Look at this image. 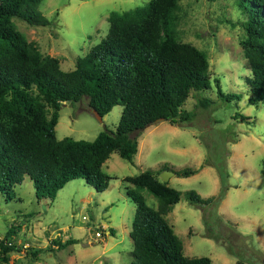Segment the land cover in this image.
<instances>
[{
  "label": "rangeland",
  "instance_id": "obj_1",
  "mask_svg": "<svg viewBox=\"0 0 264 264\" xmlns=\"http://www.w3.org/2000/svg\"><path fill=\"white\" fill-rule=\"evenodd\" d=\"M148 1L42 0L36 11L48 26L12 22L42 56L56 58L63 71H71L78 58L105 39L110 13L128 12ZM241 2L178 0L177 40L204 52L209 64V89L190 92L181 108L191 114L190 121L181 126L160 122L146 128L138 137L139 152L131 163L113 153L102 168L112 178L103 193L75 180L53 202L38 201L32 182L24 178L14 188L12 200L6 202L0 195V239L13 226L14 241L21 250L10 253L7 262L0 256V264H131L133 245L128 233L135 205L125 195L130 185L123 180L164 166L174 171L197 170L187 178L169 177L168 187L181 193L194 191L208 199L225 190L213 213L264 262V103H252L245 84L250 72L239 45L245 38L246 21ZM121 112V107H113L98 121L86 99L67 103L59 111L55 136L57 140L93 141L102 132L115 131ZM142 196L148 207L157 209L155 198L146 191ZM165 220L182 242L185 257L237 264L222 241L205 237L202 210L183 195ZM109 227L114 236L108 233ZM96 231H103L101 239L95 238ZM69 239L74 243L63 250L36 258L30 255V249H45L53 241Z\"/></svg>",
  "mask_w": 264,
  "mask_h": 264
},
{
  "label": "trees",
  "instance_id": "obj_2",
  "mask_svg": "<svg viewBox=\"0 0 264 264\" xmlns=\"http://www.w3.org/2000/svg\"><path fill=\"white\" fill-rule=\"evenodd\" d=\"M41 1L0 0V195L6 202L13 199L14 188L24 178L32 182L38 201L53 202L75 180L103 193L112 178L102 168L113 153L131 163L138 152V137L146 128L159 120L171 126L189 122L191 114L181 108L190 92L209 89L206 54L177 40L178 0H149L128 12L110 13L105 39L78 58L71 71H63L56 58L42 56L15 29L13 19L31 27L49 25L36 11ZM240 8L246 21L245 38L239 45L250 72L245 84L251 102L264 103V0H242ZM217 92L222 95L219 88ZM84 99L101 118L113 107L122 108L115 131L102 132L90 142L57 140L61 107ZM165 170L180 178L197 173L164 166L123 180L131 186L125 195L135 205L129 233L131 264H211L208 258L185 257L182 242L165 220L182 195L202 210L206 238L222 241L237 264H264L241 235L233 234L213 213L225 190L208 199L194 191L181 193L160 181L158 175ZM143 191L157 200L156 210L146 205ZM15 230L11 226L0 239L3 262L10 253L21 252L14 241ZM109 234L115 233L109 229ZM73 243L53 241L45 249H30V255L36 258Z\"/></svg>",
  "mask_w": 264,
  "mask_h": 264
},
{
  "label": "water",
  "instance_id": "obj_3",
  "mask_svg": "<svg viewBox=\"0 0 264 264\" xmlns=\"http://www.w3.org/2000/svg\"><path fill=\"white\" fill-rule=\"evenodd\" d=\"M91 111L96 116V118L98 119V121H101L102 118L97 114V112L95 110H92V109H91ZM160 122H162V121L159 120L156 123H160ZM173 176H174V173L173 172H170V171H163L160 174V178H161V181L163 183H167L168 180H169V177H173Z\"/></svg>",
  "mask_w": 264,
  "mask_h": 264
},
{
  "label": "built area",
  "instance_id": "obj_4",
  "mask_svg": "<svg viewBox=\"0 0 264 264\" xmlns=\"http://www.w3.org/2000/svg\"><path fill=\"white\" fill-rule=\"evenodd\" d=\"M83 221H87L85 217L82 218ZM103 231H96L95 232V238L96 239H101V237H103Z\"/></svg>",
  "mask_w": 264,
  "mask_h": 264
},
{
  "label": "crops",
  "instance_id": "obj_5",
  "mask_svg": "<svg viewBox=\"0 0 264 264\" xmlns=\"http://www.w3.org/2000/svg\"><path fill=\"white\" fill-rule=\"evenodd\" d=\"M138 152H139V145H138ZM138 152H137V154H138ZM137 154H136V155H137ZM136 155H135V156H136ZM107 161H108V160H107ZM129 188H131V186L128 187V188H126V189H125V192H126V190L129 189ZM103 223H105V222H103ZM109 229H110V227H109ZM108 233H109V232H108ZM129 233H130V232H129ZM129 233H128V235H129Z\"/></svg>",
  "mask_w": 264,
  "mask_h": 264
}]
</instances>
